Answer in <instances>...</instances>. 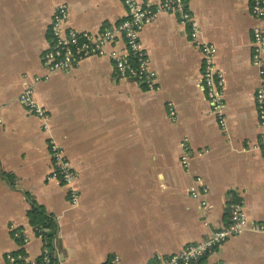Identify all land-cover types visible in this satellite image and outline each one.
<instances>
[{"label": "crops", "instance_id": "crops-1", "mask_svg": "<svg viewBox=\"0 0 264 264\" xmlns=\"http://www.w3.org/2000/svg\"><path fill=\"white\" fill-rule=\"evenodd\" d=\"M59 5L69 9L68 29L78 32L99 34L128 17L123 0H0V264H12L8 255L23 247L29 263L39 264L44 242L29 216L36 204L59 224L58 264H157V255H177L229 226L235 202L244 204L250 226L264 224L251 1L189 4L226 79V132L203 86V55L174 15H161L141 34L159 91L121 79L107 55L48 75L42 58L53 45ZM108 51L128 54L126 41ZM28 88L50 113V133L19 100ZM50 137L78 173L76 208L50 180ZM183 143L192 152L190 173L181 164ZM198 264H264V235L230 237Z\"/></svg>", "mask_w": 264, "mask_h": 264}, {"label": "built area", "instance_id": "built-area-1", "mask_svg": "<svg viewBox=\"0 0 264 264\" xmlns=\"http://www.w3.org/2000/svg\"><path fill=\"white\" fill-rule=\"evenodd\" d=\"M128 11V17L120 25L106 29L99 34L89 32H78L68 29L70 18L69 9L66 5H59L51 23L53 45L43 55V67L48 75L57 71H68L80 67V65L97 56H110L115 63L119 77L123 80H133L144 84L150 91H159L157 84L158 73L153 69L149 55L143 47L141 34L143 30L154 24L161 15L176 16L181 25L189 28L190 37L194 44L201 51L204 58L203 86L207 93V99L212 107L220 128L227 131V117L225 113L226 103L224 90L226 79L217 69L215 59L217 50L214 45L206 43L202 39L201 28L198 21L189 10L191 0H161L158 4L142 2L140 0H123ZM253 14L257 18V25L253 29L254 52L253 66L259 71L261 84L256 93L255 101L259 113L260 125L263 129L262 152L264 154V0H250ZM123 38L128 47V54L119 56L116 51L109 52L112 47ZM40 80V79H38ZM28 111L38 117L46 133L51 132V116L43 106L34 98V91L28 88L19 98ZM171 118H176V111L173 105H169ZM49 147L52 154L55 169L51 179L58 185L67 189L69 204L76 208L80 202V193L77 188L78 173L72 162L66 157L63 148L53 138H49ZM181 164L183 169L190 173L192 168V152L187 143L182 144ZM201 183L200 178L195 180ZM208 190L204 187L203 193ZM192 196L200 199L201 192L197 188L192 189ZM205 205V203H203ZM231 222L229 226L217 230L205 241L189 246L181 253L171 257L157 255V264H198L199 261L210 255L214 249L221 247L230 237L241 235L245 232H255L264 235V224H253L250 226L249 219L244 210L242 202L232 203ZM20 236V235H19ZM41 239L42 236H39ZM27 242V239L24 238ZM43 264H51L48 251L43 250ZM57 259V254H55ZM12 264H30L27 256L8 255ZM119 258L111 263L118 264Z\"/></svg>", "mask_w": 264, "mask_h": 264}, {"label": "trees", "instance_id": "trees-1", "mask_svg": "<svg viewBox=\"0 0 264 264\" xmlns=\"http://www.w3.org/2000/svg\"><path fill=\"white\" fill-rule=\"evenodd\" d=\"M31 225L35 229L38 236H42L44 248L48 251V257L51 264H58L55 258L56 239L59 233V224L56 218L50 215L43 207L37 204L33 206L30 214ZM24 247L15 256L24 255ZM44 256L39 260V264H43Z\"/></svg>", "mask_w": 264, "mask_h": 264}]
</instances>
